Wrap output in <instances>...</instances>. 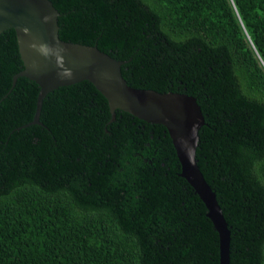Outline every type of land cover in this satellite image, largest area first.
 <instances>
[{"label":"trees","instance_id":"trees-1","mask_svg":"<svg viewBox=\"0 0 264 264\" xmlns=\"http://www.w3.org/2000/svg\"><path fill=\"white\" fill-rule=\"evenodd\" d=\"M61 39L124 60L134 87L195 97L197 164L229 264H264V0H51ZM0 32V264H219V236L165 126L89 80L50 90Z\"/></svg>","mask_w":264,"mask_h":264},{"label":"water","instance_id":"water-1","mask_svg":"<svg viewBox=\"0 0 264 264\" xmlns=\"http://www.w3.org/2000/svg\"><path fill=\"white\" fill-rule=\"evenodd\" d=\"M59 11L51 0H0V32L13 28L26 76L39 84L31 122L39 123L43 97L54 88L89 80L104 95L114 116L120 108L165 126L180 162V175L204 202L219 236V264H229V228L215 192L196 160L198 131L204 116L195 97L179 91H157L128 84L121 72L124 60L96 45L59 37Z\"/></svg>","mask_w":264,"mask_h":264}]
</instances>
